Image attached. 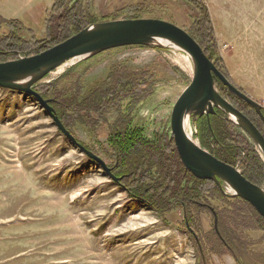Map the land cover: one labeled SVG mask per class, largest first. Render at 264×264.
I'll use <instances>...</instances> for the list:
<instances>
[{
    "label": "rangeland",
    "instance_id": "374dc122",
    "mask_svg": "<svg viewBox=\"0 0 264 264\" xmlns=\"http://www.w3.org/2000/svg\"><path fill=\"white\" fill-rule=\"evenodd\" d=\"M56 1L0 0V16L13 21V27L22 26L24 42L38 45L46 40V19ZM198 4L206 8L213 34L214 46L205 47L210 53L215 51L213 60L229 83L257 103L263 115L264 0H64L60 10L65 5L68 10L81 5L96 23L161 21L191 37L190 33L201 29ZM126 11L139 12L133 13L139 18L125 19ZM0 33L4 37L10 31L1 29ZM62 42L25 52L28 56L18 53L17 59L35 56ZM115 72L123 77L146 73L151 80L133 82L130 96L108 100L109 94L93 108L94 97ZM191 77L192 63L182 52L139 46L109 50L56 69L32 90L50 101L48 106L76 144L59 131L33 97L0 89V264H195L194 228L189 227L186 213L170 201V209L157 215L140 201L146 195L131 191L138 186L133 183L137 171H125L118 152L108 142L110 133L139 130L148 141L166 138L176 150L171 116ZM62 92L66 100L52 95ZM70 98L77 104L67 108ZM126 106L124 115L121 112ZM191 122L187 134L198 144ZM153 175L157 177L156 170L150 172ZM144 183L150 184L148 177ZM195 204L203 209L204 228L209 229L214 218L218 235L215 211L221 208ZM263 245L252 249L262 258ZM233 249V254L213 256V263L253 264L243 260V247Z\"/></svg>",
    "mask_w": 264,
    "mask_h": 264
},
{
    "label": "trees",
    "instance_id": "16d2710c",
    "mask_svg": "<svg viewBox=\"0 0 264 264\" xmlns=\"http://www.w3.org/2000/svg\"><path fill=\"white\" fill-rule=\"evenodd\" d=\"M63 1L57 0L48 14L46 19L48 38L46 37V40L38 45L24 42L22 38H24L25 31L22 26L13 27V21L5 20L0 16V30L8 28L10 31L9 35L4 37L0 33V63L17 59L18 53L25 56V52L28 54L38 52L49 44L65 41L88 25L97 22V19L81 5L73 7L71 10H68L65 5L60 10ZM197 6L201 12V29L197 30L195 34L190 33V35L200 45L204 54L215 63L217 70L221 72L217 61L213 60L215 51L210 53L205 47L208 44L214 46L207 10L201 4ZM135 12L126 11L123 15H126L125 19H137L139 16L133 15ZM55 14L56 16H54ZM31 49L34 50L31 51ZM111 75L113 76L107 81L103 91L98 92L94 97L93 108L96 102L101 104L109 97V94L112 97L108 100H113L117 96L122 99V95L130 96L133 82L151 80V77L146 73L123 77L115 72ZM215 84L221 97L245 115L264 136L263 123L255 112L233 97L217 79H215ZM128 86L131 88L129 89ZM52 95L66 100L64 92ZM131 99H133L132 96ZM67 102V108L77 104L74 98L68 99ZM129 106H126L121 113L127 114ZM130 119L133 121V118ZM191 125L195 129L194 136L200 148L219 161L237 167L242 176L251 183L259 187L264 185V161L250 139L240 128L232 124L224 113L215 109L214 114L197 117L194 122H191ZM161 138V141L157 139L148 141L139 130L120 135L110 133L108 142L111 148L116 153L118 152L124 170L129 174H134L137 171V178L133 183L138 186H133L131 191H134L135 195L143 192L146 196L139 200L153 209L157 215L170 209L168 204L170 201L186 213L185 218L189 227L194 228L195 238L194 236L191 238L194 244L195 264H214L213 256L221 257L226 253L233 254V247L237 246L243 247V260L245 259L246 263L264 264V258L258 257L252 251L255 246L264 243V220L248 203L239 198H226L215 183L195 179L182 166L174 146H171V141H167L162 136ZM130 162H133L132 166ZM142 168L143 172L140 170ZM153 170H156L157 177L150 176V172ZM144 177H148L150 184L144 183ZM197 202L221 208V210L215 211L218 235L214 229V218H211L212 223L209 229H205L202 225L200 215L203 213V209L195 204ZM191 221L193 224L190 223ZM249 246L252 247L250 252L247 250ZM262 248L264 255V245Z\"/></svg>",
    "mask_w": 264,
    "mask_h": 264
},
{
    "label": "water",
    "instance_id": "95a60500",
    "mask_svg": "<svg viewBox=\"0 0 264 264\" xmlns=\"http://www.w3.org/2000/svg\"><path fill=\"white\" fill-rule=\"evenodd\" d=\"M128 46L180 51L190 59L191 83L179 97L171 116V130L178 156L185 169L194 177L215 183L222 193L231 198L245 200L264 219V189L250 183L236 168L219 161L200 148L187 135L185 129L187 121H195L197 117L212 115L215 109L219 110L250 139L264 161V137L245 115L220 96L215 79L232 96L253 108L264 123L262 108L230 84L201 47L186 32L174 25L145 19L91 24L35 56L0 63V89L33 97L59 131L76 144L75 139L54 115L53 109L48 106L50 101L43 100L32 87L60 67L86 62L109 50ZM78 148L107 170L95 156L80 146Z\"/></svg>",
    "mask_w": 264,
    "mask_h": 264
},
{
    "label": "bare ground",
    "instance_id": "6f19581e",
    "mask_svg": "<svg viewBox=\"0 0 264 264\" xmlns=\"http://www.w3.org/2000/svg\"><path fill=\"white\" fill-rule=\"evenodd\" d=\"M185 62H186L187 65H189V61H188V60H186ZM189 121H190V120H189ZM189 121H187V123H188ZM186 126H187V124H186ZM186 126H185V129H186ZM186 133H187V130H186ZM187 135H188V134H187ZM188 136H189V135H188ZM189 137H190V136H189Z\"/></svg>",
    "mask_w": 264,
    "mask_h": 264
},
{
    "label": "crops",
    "instance_id": "0c3cea01",
    "mask_svg": "<svg viewBox=\"0 0 264 264\" xmlns=\"http://www.w3.org/2000/svg\"><path fill=\"white\" fill-rule=\"evenodd\" d=\"M26 10V9H25Z\"/></svg>",
    "mask_w": 264,
    "mask_h": 264
}]
</instances>
